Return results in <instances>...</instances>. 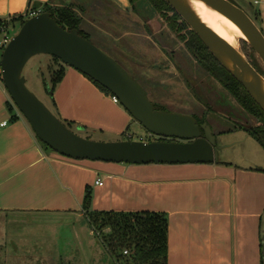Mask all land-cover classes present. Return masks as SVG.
Listing matches in <instances>:
<instances>
[{
	"label": "crops",
	"instance_id": "0c3cea01",
	"mask_svg": "<svg viewBox=\"0 0 264 264\" xmlns=\"http://www.w3.org/2000/svg\"><path fill=\"white\" fill-rule=\"evenodd\" d=\"M111 1L131 10L129 0ZM71 2L0 0V24L12 27L19 23L14 18L38 4L62 7ZM259 4L264 26V0ZM54 100L63 120L89 130L118 135L131 121L110 95L74 68L66 69ZM8 104L12 102L0 80L1 215L35 214L46 223L74 216L85 223L83 202L90 186L94 210L164 213L168 264H263L264 170L225 162L126 164L67 158L49 151L17 109L19 119L11 121Z\"/></svg>",
	"mask_w": 264,
	"mask_h": 264
},
{
	"label": "rangeland",
	"instance_id": "374dc122",
	"mask_svg": "<svg viewBox=\"0 0 264 264\" xmlns=\"http://www.w3.org/2000/svg\"><path fill=\"white\" fill-rule=\"evenodd\" d=\"M71 1L70 5L63 6L74 5L77 8V13L84 17L83 28L89 32L91 40L141 82L157 109L191 114L200 119L207 110V121L217 135V143L228 146L221 154L223 162L254 171L264 170V149L246 131L248 127L259 124L258 120L241 106L222 83L202 68L193 53L186 49L181 38L166 20L169 17L177 24L182 23L172 11L168 8L166 11H155L147 0L139 15L131 10H124L115 2L109 4L105 0ZM85 1L88 9L82 11L78 5ZM232 1L245 10L264 32L262 18H259V9L262 7L259 0ZM11 26L7 29L13 37L21 26L19 23ZM185 28V32H190L188 26ZM4 36L0 32V40ZM101 38H106V44ZM244 42L238 39L237 47L251 64L255 62L264 69L259 56ZM109 49L113 50L112 53ZM3 51L0 49V62ZM64 66L67 70L71 69L65 64ZM56 68L53 57L37 55L28 62L24 74L29 89L68 125L53 105L48 90L51 85V69ZM9 98L26 120L10 95ZM119 106L128 113L131 121L118 135L89 130L75 124L70 129L94 141H160V136L149 132L120 103ZM41 218L35 214H16L9 217L0 214V264L5 260H9L10 264L117 263L103 244L104 233H108L109 229L100 232L92 228L94 235L90 236L88 217L84 218L85 223L76 221L74 216L54 223L40 221ZM262 230L264 238V218Z\"/></svg>",
	"mask_w": 264,
	"mask_h": 264
},
{
	"label": "water",
	"instance_id": "95a60500",
	"mask_svg": "<svg viewBox=\"0 0 264 264\" xmlns=\"http://www.w3.org/2000/svg\"><path fill=\"white\" fill-rule=\"evenodd\" d=\"M199 35L209 51L264 111V75L206 23L192 3L233 22L243 41L256 52L264 66V32L253 18L230 0H165ZM37 55L56 57L111 91L120 104L154 135L181 141H94L72 131L27 86L24 70ZM1 79L14 104L29 122L37 138L53 151L75 160L126 164H220L228 146L219 145L211 124H200L191 114L156 109L146 89L122 64L78 29L60 26L50 12L27 19L3 51ZM50 89V88H49ZM51 93V90H49ZM264 257V239L262 241Z\"/></svg>",
	"mask_w": 264,
	"mask_h": 264
},
{
	"label": "trees",
	"instance_id": "16d2710c",
	"mask_svg": "<svg viewBox=\"0 0 264 264\" xmlns=\"http://www.w3.org/2000/svg\"><path fill=\"white\" fill-rule=\"evenodd\" d=\"M105 1L112 4L111 0ZM147 1L150 2L155 11L157 9L166 11L167 8L172 11L175 17L181 20L182 23L177 24L174 19L168 17L166 20L169 26L182 40L187 38L185 35V26H188V24L165 0ZM129 2L131 4V11L138 15L140 10L145 7V0H129ZM232 2L235 3L234 1ZM85 3L86 1L84 4L80 3V5H78L80 10L85 11V9H88ZM39 8H41L42 12H50L57 20L58 24L63 28L68 30L78 29L81 35L92 41L89 32L83 28V23L85 22L84 17L77 13V8H75L74 5L56 7L51 6L49 3L44 5L38 4L33 7L31 12L23 16H18L14 18L13 21L19 22L20 26H22L25 21L31 17V14L37 12ZM189 35H191V38L187 42V46L190 51L194 52V56L200 66L222 83L241 106L258 120L259 124L248 127L246 131L264 149V111L254 101L242 84L237 81L209 51L202 39L194 31H190ZM102 40L105 41L104 43L106 44V38ZM244 43L247 44L246 42ZM109 51L112 53L113 50L109 49ZM53 59L57 68L55 70L51 69L52 78L50 89L48 90H51V99L55 106L54 92L66 75V67L60 59L56 57H53ZM252 65L264 75L262 66H260V68L255 62H253ZM86 77L107 95H112L111 91L93 81L88 76ZM0 80L2 81L1 72ZM45 85L49 88L47 84ZM8 105L10 112L13 114L11 121L18 120L19 116L14 114L15 107L13 104ZM64 121L67 122L69 128L74 124L72 121ZM81 127L85 128L83 126ZM123 135H125V133ZM160 141L173 140L161 137ZM44 146L48 147L46 145ZM92 202L93 189L89 186L87 187L84 197L83 209L93 229L99 230L100 232L109 229L108 233H104L103 244L116 260V264H168L169 222L164 213L98 211L93 209ZM125 251H128V254H125Z\"/></svg>",
	"mask_w": 264,
	"mask_h": 264
},
{
	"label": "bare ground",
	"instance_id": "6f19581e",
	"mask_svg": "<svg viewBox=\"0 0 264 264\" xmlns=\"http://www.w3.org/2000/svg\"><path fill=\"white\" fill-rule=\"evenodd\" d=\"M192 5L198 15L233 46L237 47L238 39L244 38L242 31L223 15L201 2H193Z\"/></svg>",
	"mask_w": 264,
	"mask_h": 264
},
{
	"label": "built area",
	"instance_id": "2783aa9c",
	"mask_svg": "<svg viewBox=\"0 0 264 264\" xmlns=\"http://www.w3.org/2000/svg\"><path fill=\"white\" fill-rule=\"evenodd\" d=\"M41 12H42L41 10L37 11V12H33L31 14V17L34 16V15H37V14H39ZM7 27H8V22H6L5 25H1L0 24V32L4 33V35H5L2 38L1 42H0V49L1 50H4L6 48V46L9 44V42L11 41V39H12V37H11L12 35L9 33ZM7 32H8V34H7ZM0 72H1V68H0ZM111 99L113 100L114 103H118V104L120 103L119 99L116 96H114V95H111ZM6 124H7V122L3 123V125H6ZM97 184L98 185H103V182L99 180V181H97ZM125 254H128V251H125Z\"/></svg>",
	"mask_w": 264,
	"mask_h": 264
},
{
	"label": "flooded vegetation",
	"instance_id": "af4514ba",
	"mask_svg": "<svg viewBox=\"0 0 264 264\" xmlns=\"http://www.w3.org/2000/svg\"><path fill=\"white\" fill-rule=\"evenodd\" d=\"M175 11V10H174ZM176 12V11H175ZM181 17V16H180ZM182 18V17H181ZM183 19V18H182ZM189 26V25H188ZM188 30H190V31H193L192 29H191V27L189 26V29ZM197 34V33H196ZM186 39L185 40H182L183 41V44L186 46V49L187 50H189V48H188V46H187V42L190 40V38H191V35H189V31L188 32H186ZM198 35V34H197ZM199 36V35H198ZM192 52V51H191ZM193 53V55H195L194 54V52H192ZM207 110L205 111V115H204V117L202 118V119H200V118H198L197 116H195V115H193V116H195V118L197 119V121H198V123H200V124H202V123H204L205 121H207ZM199 120H202V121H199ZM208 122V121H207ZM215 135H216V133H215ZM217 136V135H216ZM171 140H173V141H181V140H178V139H171Z\"/></svg>",
	"mask_w": 264,
	"mask_h": 264
}]
</instances>
